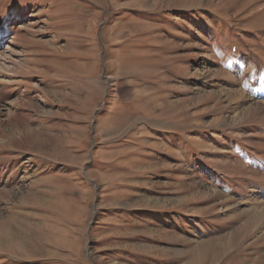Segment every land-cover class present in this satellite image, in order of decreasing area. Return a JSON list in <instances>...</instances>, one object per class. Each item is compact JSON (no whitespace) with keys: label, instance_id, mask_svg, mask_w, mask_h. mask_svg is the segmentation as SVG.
<instances>
[{"label":"rangeland","instance_id":"1","mask_svg":"<svg viewBox=\"0 0 264 264\" xmlns=\"http://www.w3.org/2000/svg\"><path fill=\"white\" fill-rule=\"evenodd\" d=\"M0 264H264V0H0Z\"/></svg>","mask_w":264,"mask_h":264},{"label":"bare ground","instance_id":"2","mask_svg":"<svg viewBox=\"0 0 264 264\" xmlns=\"http://www.w3.org/2000/svg\"><path fill=\"white\" fill-rule=\"evenodd\" d=\"M2 42V41H1Z\"/></svg>","mask_w":264,"mask_h":264}]
</instances>
